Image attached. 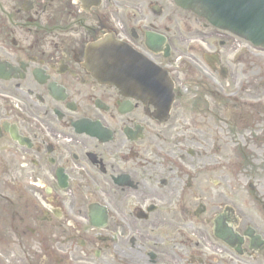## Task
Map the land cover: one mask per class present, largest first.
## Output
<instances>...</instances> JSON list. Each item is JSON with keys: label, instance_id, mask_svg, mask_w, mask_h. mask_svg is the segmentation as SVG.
I'll list each match as a JSON object with an SVG mask.
<instances>
[{"label": "flooded vegetation", "instance_id": "af4514ba", "mask_svg": "<svg viewBox=\"0 0 264 264\" xmlns=\"http://www.w3.org/2000/svg\"><path fill=\"white\" fill-rule=\"evenodd\" d=\"M254 6L219 28L177 0H0V264H264ZM110 38L139 55L119 87Z\"/></svg>", "mask_w": 264, "mask_h": 264}, {"label": "water", "instance_id": "95a60500", "mask_svg": "<svg viewBox=\"0 0 264 264\" xmlns=\"http://www.w3.org/2000/svg\"><path fill=\"white\" fill-rule=\"evenodd\" d=\"M178 4L183 6V8L186 9H194L198 11L200 8H207L206 6H202L199 8L194 3L196 0H177ZM212 11L219 15L223 12V7L224 3L223 0H212ZM227 6L230 7V11H240L243 10V5H241L240 1H229L226 3ZM261 9H262V17H263V22H264V0H260ZM246 9H253V6L250 5ZM224 27L223 25H221ZM100 46H103L102 48L100 47L99 54H98V49L94 51L95 56V62L93 66L95 67L96 72L98 71L101 73V76L103 77L105 82H109L115 86H119L122 82V80L125 78V75H122L119 70V64L118 61L123 62V57L124 58H131L133 61H136L137 58L132 54L126 51V53H129V55H124V50L126 49L125 46H123L121 43L119 44L118 42L112 40V39H107L106 41H103ZM126 75H130L132 77V67H129L126 72Z\"/></svg>", "mask_w": 264, "mask_h": 264}]
</instances>
